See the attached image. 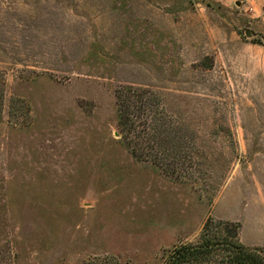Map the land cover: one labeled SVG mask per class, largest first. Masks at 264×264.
I'll use <instances>...</instances> for the list:
<instances>
[{
	"label": "rangeland",
	"instance_id": "rangeland-1",
	"mask_svg": "<svg viewBox=\"0 0 264 264\" xmlns=\"http://www.w3.org/2000/svg\"><path fill=\"white\" fill-rule=\"evenodd\" d=\"M123 87L180 181L124 144ZM208 219L264 247V0H0V264H164Z\"/></svg>",
	"mask_w": 264,
	"mask_h": 264
},
{
	"label": "trees",
	"instance_id": "trees-1",
	"mask_svg": "<svg viewBox=\"0 0 264 264\" xmlns=\"http://www.w3.org/2000/svg\"><path fill=\"white\" fill-rule=\"evenodd\" d=\"M117 98L118 124L130 153L174 178L177 171L170 170L174 167L171 155L184 143L182 134L175 132L165 115L162 97L150 90L123 87ZM240 228L239 223L208 219L196 241L167 251L164 264H264V247L244 244L239 239ZM87 264L122 263L115 256H104L94 257Z\"/></svg>",
	"mask_w": 264,
	"mask_h": 264
},
{
	"label": "water",
	"instance_id": "water-1",
	"mask_svg": "<svg viewBox=\"0 0 264 264\" xmlns=\"http://www.w3.org/2000/svg\"><path fill=\"white\" fill-rule=\"evenodd\" d=\"M249 35H251V32H248Z\"/></svg>",
	"mask_w": 264,
	"mask_h": 264
}]
</instances>
